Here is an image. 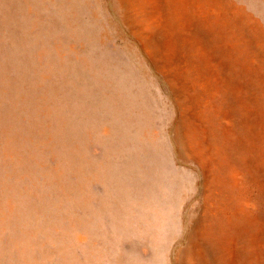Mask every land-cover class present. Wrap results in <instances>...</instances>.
I'll use <instances>...</instances> for the list:
<instances>
[{
    "label": "rangeland",
    "instance_id": "374dc122",
    "mask_svg": "<svg viewBox=\"0 0 264 264\" xmlns=\"http://www.w3.org/2000/svg\"><path fill=\"white\" fill-rule=\"evenodd\" d=\"M166 258L264 264V0H0V264Z\"/></svg>",
    "mask_w": 264,
    "mask_h": 264
},
{
    "label": "bare ground",
    "instance_id": "6f19581e",
    "mask_svg": "<svg viewBox=\"0 0 264 264\" xmlns=\"http://www.w3.org/2000/svg\"><path fill=\"white\" fill-rule=\"evenodd\" d=\"M136 76V75H135ZM182 76H184V75H182ZM138 77V76H137ZM139 78V77H138ZM184 79V78H183ZM182 79V80H183ZM192 79V78H191ZM175 83V82H174ZM176 85V84H175ZM196 87V86H195ZM134 88V87H133ZM192 89V88H191ZM208 89V88H207ZM137 91H138V89H137ZM190 92V91H189ZM136 93V92H135ZM139 93H140V91H139ZM138 93V94H139ZM155 93V92H154ZM207 93H208V91H207ZM137 94V93H136ZM194 94H195V92H194ZM133 96V95H132ZM196 96H197V94H196ZM131 99H132V97H131ZM128 100V99H127ZM128 102V101H127ZM185 102V101H184ZM186 104V103H185ZM126 105H127V103H126ZM134 105V104H133ZM135 105H136V103H135ZM188 105V104H187ZM128 109V108H127ZM154 109V108H153ZM132 111V110H131ZM147 111V110H146ZM152 112V111H151ZM144 113V112H143ZM115 114V113H114ZM131 114V113H130ZM133 115V114H132ZM119 116V115H118ZM129 118V117H128ZM142 119V118H141ZM144 119H147V118H144ZM135 121V120H134ZM141 121V120H140ZM144 121H146V120H144ZM150 122V121H149ZM153 122V121H152ZM157 122V121H156ZM133 123V122H132ZM140 124V123H139ZM142 125V124H141ZM108 126V125H107ZM150 126V125H149ZM136 127H138V125L136 126ZM135 127V128H136ZM148 127V126H147ZM7 128V127H6ZM12 128V127H11ZM143 128V127H142ZM161 128V127H160ZM107 129V128H106ZM120 129H121V127H120ZM119 129V130H120ZM128 129V128H127ZM9 130V129H8ZM125 130V129H124ZM143 130V129H142ZM122 131V130H121ZM144 131H145V129H144ZM14 132V131H13ZM120 132V131H119ZM141 132V131H140ZM163 132V131H162ZM125 134H127L126 132H124ZM158 133V132H157ZM140 134V133H139ZM135 135V134H134ZM158 135V134H157ZM30 136V135H29ZM122 136V135H121ZM130 136V135H129ZM137 136V135H136ZM142 136V135H141ZM139 137V136H138ZM137 137V138H138ZM160 137V136H159ZM180 137H181V135H180ZM191 137L192 136H190V137H188V140H190L191 139ZM16 138V137H15ZM105 138H107V137H105ZM124 138V137H123ZM129 138V137H128ZM108 139V138H107ZM139 139V138H138ZM156 139V138H155ZM13 140H14V138H13ZM15 140H17V138L15 139ZM184 140V139H183ZM27 141V140H26ZM155 141V140H154ZM131 142V141H130ZM153 142V141H152ZM156 142V141H155ZM115 143H118V142H115ZM136 143H137V141H136ZM109 144V143H108ZM138 144V143H137ZM148 144H149V142H148ZM156 144V143H155ZM158 144H159V142H158ZM180 144H182V141L180 142ZM16 145H17V143H16ZM18 146V145H17ZM149 147H150V145H148ZM161 146V145H160ZM11 147V146H10ZM152 147V146H151ZM154 147V146H153ZM162 147V146H161ZM182 147L184 148L185 146H184V144H182ZM141 149H143V148H141ZM158 149V148H157ZM16 150V149H15ZM18 150V149H17ZM19 151V150H18ZM144 151V150H143ZM147 151V150H146ZM156 150H154V152H155ZM13 152V151H12ZM104 153H106V152H104ZM111 153V152H110ZM110 153H109V155H110ZM108 154V153H107ZM108 155V156H109ZM105 156V155H104ZM107 157V156H106ZM154 159V158H153ZM235 161V160H234ZM111 162V161H110ZM230 162V161H229ZM149 165V164H148ZM157 167V166H156ZM222 167V166H221ZM159 168V167H158ZM217 168V167H216ZM164 169V166H161V168H160V170L162 171ZM214 169V168H213ZM160 171V172H161ZM164 171V170H163ZM162 171V172H163ZM168 171V170H167ZM108 172H110V171H108ZM106 173H107V171H106ZM168 173V172H167ZM175 173V172H174ZM118 174H120V173H118ZM172 174V173H171ZM166 175V174H165ZM116 177H117V175H116ZM166 177H167V175H166ZM179 181V180H178ZM181 182V181H180ZM172 183V182H171ZM178 184V183H177ZM183 184V183H182ZM168 185V184H167ZM187 187V186H186ZM181 190V189H180ZM166 191V190H165ZM171 192H174V191H171ZM187 192V191H186ZM115 193V192H114ZM181 195V194H180ZM180 195L178 194V200L180 199ZM250 197V196H249ZM177 203V202H176ZM181 206V205H180ZM179 206V207H180ZM155 210V209H154ZM156 210H158V209H156ZM177 210V209H176ZM179 210V209H178ZM170 213L172 214V216H174V215H176V211H170ZM162 215L164 216V214H160L159 213V210L157 211V221H155L154 223L156 224L155 225V227H154V231H155V233L153 234V235H155L156 234V238H154V239H152L153 240V242H156V240H158V235H160V234H158V232L160 233V230H161V228H160V223L159 222H161V219H162ZM152 216H153V214H152ZM173 220V219H172ZM175 220V219H174ZM173 220V221H174ZM170 223V222H169ZM174 223H175V221H174ZM178 226V225H177ZM152 230V229H151ZM174 230V229H173ZM151 233V232H150ZM163 234V233H162ZM164 235V234H163ZM161 236V235H160ZM169 237V236H168ZM223 238V240H224V238L225 237H222ZM169 239V238H168ZM160 240V239H159ZM158 240V241H159ZM165 239H163V241H164ZM158 241L156 242V243H158ZM160 242V241H159ZM168 242V241H167ZM165 243V242H164ZM157 246H159V245H157L156 244V247ZM161 246V245H160ZM201 246V245H200ZM200 246L199 245H197V248H195V247H193V249L196 251V249H197V251H198V254L200 253ZM155 247V248H156ZM251 247H252V245H251ZM158 248V247H157ZM253 248V247H252ZM190 252H192L191 250H190ZM202 253V254H201ZM201 257L204 259V255H205V258H207L208 256L206 255V254H208L207 252H206V250L205 249H202V251H201ZM208 255H210V254H208ZM160 257V256H159ZM167 259V261L165 262V264H169L168 263V258H166ZM153 262H154V258H153ZM158 262H160L159 260H158ZM136 263V262H135ZM134 263V264H135ZM150 263H151V261H150ZM156 263V262H155ZM164 263V262H163ZM162 264V263H161Z\"/></svg>",
    "mask_w": 264,
    "mask_h": 264
}]
</instances>
